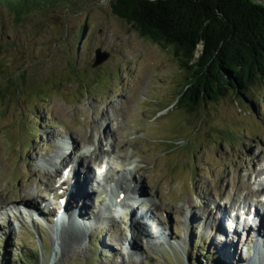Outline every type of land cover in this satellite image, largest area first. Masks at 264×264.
Instances as JSON below:
<instances>
[{"label":"rangeland","instance_id":"374dc122","mask_svg":"<svg viewBox=\"0 0 264 264\" xmlns=\"http://www.w3.org/2000/svg\"><path fill=\"white\" fill-rule=\"evenodd\" d=\"M64 9L17 18L0 4V87L18 80L0 95V264H23L21 251L35 248L27 264L250 263L252 233L234 235L230 218L240 204L264 212V79L252 99L230 93L189 112L177 103L186 73L170 47L139 35L109 0ZM97 49L109 54L100 63ZM78 158L93 182L75 194L88 208L63 249L72 229L58 226L55 207ZM257 256L251 264H264Z\"/></svg>","mask_w":264,"mask_h":264},{"label":"trees","instance_id":"16d2710c","mask_svg":"<svg viewBox=\"0 0 264 264\" xmlns=\"http://www.w3.org/2000/svg\"><path fill=\"white\" fill-rule=\"evenodd\" d=\"M85 0H0L21 18L37 11L65 13ZM112 11L142 37L168 46L185 69L186 82L177 103L191 112L202 102L233 94L252 99L250 89L264 79V2L258 0H109ZM76 5V6H75ZM87 25L79 33L83 37ZM18 80L12 79L7 94ZM259 101L263 96H256ZM254 104L253 100H250ZM223 247V246H222ZM227 253V248H220ZM41 253L33 251L34 258ZM21 251L27 264L33 256ZM7 260L1 261L6 264Z\"/></svg>","mask_w":264,"mask_h":264},{"label":"bare ground","instance_id":"6f19581e","mask_svg":"<svg viewBox=\"0 0 264 264\" xmlns=\"http://www.w3.org/2000/svg\"><path fill=\"white\" fill-rule=\"evenodd\" d=\"M98 153L92 152V154H95V156H98L99 155ZM82 155H83L82 156L83 157V162H86L87 159L86 160H84V159L88 157V154L82 152ZM67 157L68 156H65L64 157V160H67ZM79 162L80 161H79V158H78V163L75 166L74 173L72 175H70V177H68L67 179H64V181L61 183V186L67 185L66 190L64 191L65 192V195L62 197L64 199L61 198L59 204H57L56 207L54 206L57 209V211H58V214L57 215L61 214L56 219V221L60 223V225H58V226H61V223H66V220H67L68 221V225L67 226L68 227L70 226L69 228L72 229V234L70 235V238H68L69 240H66L62 244L63 249L64 248H71L76 243V240L78 238V234H79L78 232L79 231H77L78 229L75 226H73L74 225L73 223H74L75 220L81 219L83 216H85L86 215V212H87L86 209L88 208V204L85 203L86 196H82V195L78 194L77 195L78 197L77 196L75 197V194L77 192H80L81 190H84L85 191L87 189V191L89 193L88 185L92 182V179H91L90 174H85L84 175L83 173L79 172V170L77 171V168L79 167L78 166L79 165ZM85 172H86V170H85ZM85 176L90 177V181H87V180H89V178L88 177H85ZM86 185H87V187L85 188ZM129 187H132V185H130ZM116 188H117V185H116ZM131 189H132V195H134V193H137V195L139 197H140V195H142V194L139 193V189H137L136 192L134 191V187H132ZM262 189H264V186H262ZM120 193H121V191H119L117 193V195H118L119 198H120ZM123 196H124V194H123ZM125 198H126V196H125ZM83 201H84V204H80V203H83ZM116 204H118V199H116ZM84 205L87 208H85ZM259 205H262L263 206L262 199L259 201ZM30 206H31V204H30ZM250 207L251 206H249V212H251L250 211V209H251ZM83 208H85V209H83ZM222 209H223L222 208V205H219V204L216 205V211L217 212L220 211V215L218 217H216V219H220L221 220L220 224L218 225L219 226L218 229L220 231L217 232V233H221V234L225 235L226 232H227V230L223 226V221L227 219V213H226L225 210H222ZM51 211H55V210L54 209H51ZM132 211H133V209H132ZM144 212L145 213H144L143 216L145 217L147 215V213H148L147 212V209ZM257 215H258V221H257L258 223H256L255 227H252L253 224H249L247 222V224L249 226L247 228H245L248 232H250V234L252 233V236L249 239H251V242L254 243L253 246L250 245L251 242H249L250 244H248L250 246L247 247V253L250 252L252 254L251 257H253V258H250V259H252V260H250V263L249 262H246L245 264H247V263L248 264H251V261L252 262L253 261H256L257 258H258L257 255H259V254L264 258V252H262V249L264 250V248H263V246H264V213H261L260 214L258 212ZM71 222H73V223H71ZM145 222H146V220H145ZM216 225H217V222H216ZM62 227H64V226H61V228ZM146 229L147 228L142 227L141 230H145L146 234H148L149 231H147ZM246 230H245V232H246ZM232 231H233V234L234 235H238V233L240 232L238 228H234ZM232 231H231L230 234H232ZM138 235L139 234L137 232V236ZM140 235H143V234H140ZM131 236H132L131 239H134V241H135V236L134 235H131ZM215 237H216V241L221 242V243L222 242H224V243L225 242H229L231 244V246L234 247V245L232 244L233 241L231 239L227 240V238H224V240H221L219 238V236H215ZM249 239L247 241H249ZM67 241H68V243H67ZM134 241L133 242H130L129 241L128 242V246H130L132 248V246L134 244ZM256 264H259V263H256Z\"/></svg>","mask_w":264,"mask_h":264},{"label":"water","instance_id":"95a60500","mask_svg":"<svg viewBox=\"0 0 264 264\" xmlns=\"http://www.w3.org/2000/svg\"><path fill=\"white\" fill-rule=\"evenodd\" d=\"M108 55H109L108 52L102 51L101 49H97L96 62L100 63L101 61L106 59L108 57Z\"/></svg>","mask_w":264,"mask_h":264}]
</instances>
